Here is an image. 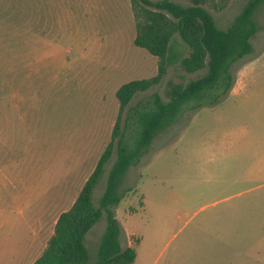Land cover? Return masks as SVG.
I'll list each match as a JSON object with an SVG mask.
<instances>
[{
  "label": "rangeland",
  "instance_id": "obj_1",
  "mask_svg": "<svg viewBox=\"0 0 264 264\" xmlns=\"http://www.w3.org/2000/svg\"><path fill=\"white\" fill-rule=\"evenodd\" d=\"M246 1L204 7L226 28ZM254 19L253 49L232 66L229 94L185 112L124 174L112 210L121 245L136 251L131 264H264V3ZM135 32L130 0H0V264L40 254L110 140L116 89L156 73ZM203 72L169 64L123 116L153 93L165 99L167 81ZM115 156L92 190L95 205ZM105 225L103 212L87 238L90 263Z\"/></svg>",
  "mask_w": 264,
  "mask_h": 264
},
{
  "label": "trees",
  "instance_id": "obj_2",
  "mask_svg": "<svg viewBox=\"0 0 264 264\" xmlns=\"http://www.w3.org/2000/svg\"><path fill=\"white\" fill-rule=\"evenodd\" d=\"M204 2L191 0V4L182 5L174 0H130L136 27L133 45L157 58V71L116 89L118 112L110 140L71 206L59 213L53 233L32 264H131L135 259V249L121 245L122 228L112 210L123 197L124 174L148 151L153 138L185 112L216 105L229 94L235 82L232 66L252 52L251 38L259 29L254 13L264 0H247L226 28L217 26ZM174 33L188 46L186 55L175 49ZM175 62L186 73L204 72L185 83L167 81L165 99L153 93L123 116L133 96L160 83L168 65ZM114 149L115 159L95 205L92 190ZM103 212L106 225L96 259L90 263L85 235Z\"/></svg>",
  "mask_w": 264,
  "mask_h": 264
},
{
  "label": "crops",
  "instance_id": "obj_3",
  "mask_svg": "<svg viewBox=\"0 0 264 264\" xmlns=\"http://www.w3.org/2000/svg\"><path fill=\"white\" fill-rule=\"evenodd\" d=\"M134 36H135V34H134ZM134 38V37H133ZM133 38H132V41H133ZM132 44H133V42H132ZM137 47V46H136ZM140 48V47H139ZM143 49V48H142ZM145 50V49H144ZM150 54V53H149ZM153 76V75H152ZM148 78V77H147ZM139 79H141V78H139ZM55 221H56V219H55ZM55 221H54V224H55ZM53 227H54V225H53ZM92 231V229H90V231H88L87 233H86V235H85V245H86V247H87V238H88V235H89V233ZM53 233V230H52V232H51V234ZM51 234L48 236V238L51 236ZM48 238L46 239V242H47V240H48ZM95 239L98 241V239L96 238V236H95ZM46 242H45V244H44V246H43V248H42V250H41V252H40V254H38V255H36L32 260H30V262H29V264H32L33 262H34V260L36 259V258H38L40 255H41V253H42V251H43V249H44V247H45V245H46ZM11 258H12V256L10 257V261L8 262V264H27V260H28V256L26 255V254H24V255H19L18 254V256L16 257V258H18L16 261H14L13 263L11 262Z\"/></svg>",
  "mask_w": 264,
  "mask_h": 264
}]
</instances>
